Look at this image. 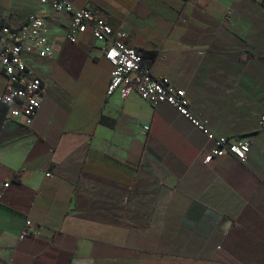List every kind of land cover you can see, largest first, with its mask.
<instances>
[{"label":"crops","instance_id":"0c3cea01","mask_svg":"<svg viewBox=\"0 0 264 264\" xmlns=\"http://www.w3.org/2000/svg\"><path fill=\"white\" fill-rule=\"evenodd\" d=\"M71 1L125 31L196 117L250 150L204 162L203 131L132 88L109 94L91 29L66 41L70 15L47 7L53 54H24L41 106L30 125L0 124V264H264L262 0ZM39 8L0 0V18L20 25Z\"/></svg>","mask_w":264,"mask_h":264},{"label":"built area","instance_id":"2783aa9c","mask_svg":"<svg viewBox=\"0 0 264 264\" xmlns=\"http://www.w3.org/2000/svg\"><path fill=\"white\" fill-rule=\"evenodd\" d=\"M47 7L70 15L66 41L78 42L91 29L98 49L113 66L109 94L127 87L136 90L152 106L167 102L187 117L195 128L203 131L209 142H213L212 148L205 146L202 149L204 162L211 163L214 158L225 155H233L245 162L250 150L249 140L234 143L227 136L215 134L206 120L192 113L186 90L172 86L167 76H156L143 52L126 43L128 34L125 31L114 30L101 13L90 7H77L71 0H40L39 10L20 25L0 18V70L7 78L5 88L0 91V106L6 108L7 117L23 118L22 122L30 125L41 106L46 85L27 65L24 54L35 53L41 57L53 54L46 23ZM261 124L264 128V115ZM5 186H9V183H5ZM31 223L28 219L26 228ZM26 235L27 231H24L20 238Z\"/></svg>","mask_w":264,"mask_h":264},{"label":"trees","instance_id":"16d2710c","mask_svg":"<svg viewBox=\"0 0 264 264\" xmlns=\"http://www.w3.org/2000/svg\"><path fill=\"white\" fill-rule=\"evenodd\" d=\"M261 6L264 7V0H262L260 2ZM152 55H155V52H151ZM146 56V54L144 53V57ZM6 119V108L0 106V124Z\"/></svg>","mask_w":264,"mask_h":264}]
</instances>
